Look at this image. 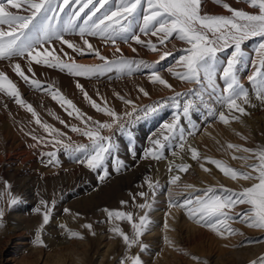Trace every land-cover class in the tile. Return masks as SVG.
<instances>
[{
	"label": "bare ground",
	"instance_id": "obj_1",
	"mask_svg": "<svg viewBox=\"0 0 264 264\" xmlns=\"http://www.w3.org/2000/svg\"><path fill=\"white\" fill-rule=\"evenodd\" d=\"M260 42V38H254L242 49L244 57L237 69V79L247 90H249V76L258 65L256 49ZM93 45L99 50L108 52L107 49H100L103 47L100 43L93 42ZM231 51L232 49L229 48L220 56L226 57ZM67 52L69 51L66 48L58 50L61 58L66 57L64 53ZM14 63H20L25 73L32 76L31 73H27L28 61L22 57H14L11 61L0 60V71L5 72L16 83L24 101L32 100L37 114L46 120H52L53 116H61L55 104L42 95L45 91L44 87L36 89L39 90L38 94L35 91L26 90L30 84L25 83L12 71L10 65ZM31 67L35 73L32 78L50 81L61 89L63 94L65 93L77 104H82L84 99L82 101L74 96L77 89L76 80L72 81L41 65L33 63ZM182 72L172 73L174 81L169 90L149 88L150 97L162 98L173 94L174 91L185 89L176 76V73ZM78 82L89 94L85 82ZM217 84L219 87L215 93L211 89L205 90L206 85H201L202 87L199 88L203 93L205 102L203 104L206 105V110L194 111L192 142H188V138L184 140V143L190 145L189 148L198 150L201 159L193 160L189 148L181 149L180 143L176 140L166 146V156L159 160L158 165L148 159L138 161L133 154L125 151L119 156L125 161L127 171L118 176L116 158L113 161L108 160L109 176L103 182L99 179V176L103 175L102 171L99 170L97 176L96 172L94 174L92 170L80 163L84 159V154H68L67 152L62 155L53 150L58 164L49 163L47 154L51 152L48 148L51 139L48 134L35 123L32 115L25 108L16 104L7 95L0 93V192H5L4 183L7 182L11 186V195L17 197L19 201L11 207L4 201H0V207L5 210L2 226H0V264H121L127 257L137 255L140 256L143 264H197V261L192 259L193 256L201 262L206 261L207 264H251L252 261L264 257V230L250 228L240 223L239 217L235 215L246 210L247 205H238L230 213L235 221L230 222V226L236 230L237 234L229 235L227 239L216 236L207 227L195 224L188 218L183 208H169L170 201L175 203L194 198L209 186L214 187L218 192L221 187L240 191L253 183L243 180L233 181L225 177L214 165L206 162L219 160L233 169L248 170L243 160L232 157L250 154L227 149V144L250 149L264 148V106L253 109L250 115L243 117L240 122L232 121L229 125H224L219 120V113H225L229 119L231 117L219 99L224 83L219 80L218 74ZM95 86L97 85L93 84V87ZM194 86L192 84L191 88ZM104 90L105 88H101L93 91H98L94 99L101 104H104L105 97L109 94ZM248 92L251 102L254 103V88ZM188 93L192 94V91ZM99 94L102 96L101 101L97 97ZM91 95L93 97V94ZM195 98L187 95L183 101L185 104L198 103L202 99L196 102ZM150 100L145 99L142 103L145 104ZM83 103L86 104V102ZM111 103L113 104L112 101ZM115 105L109 102L108 107L113 106V109L121 111L120 113L129 110L125 106L115 108ZM46 106L50 107L53 116L47 118L44 112ZM85 106L82 107L88 109ZM82 113L86 114L83 111ZM166 119L168 120L166 124L173 122L170 116ZM159 121H157L158 125ZM147 127L149 126H146L143 134L148 132ZM33 135L45 142L38 144L31 138ZM241 136L246 137V140L241 139ZM73 137L78 139L77 136ZM166 159L168 162L176 161L178 164L176 169L182 164H188L190 168L186 173L172 172L169 170ZM254 162H256L254 159L248 161V163ZM201 164L210 171H203ZM174 175L181 177L176 185L170 184ZM149 180L156 185L154 195L153 190L148 187ZM185 185H193L200 192L188 189ZM140 193H145V196L141 197ZM41 200L46 201L50 206L52 201H55L50 223L44 227V231L57 237L64 233L77 232L84 239L70 238L61 247L46 242H44L46 247L37 246L34 232L42 223ZM122 201L126 203L122 204ZM141 204H150L151 208L142 210L139 207ZM37 208L41 209V213L36 211ZM64 209H69L70 213H65ZM104 209L130 212L137 222L141 215L147 213L150 224L141 237L142 243L147 245V248L143 252L138 246L128 249L122 238L110 229L119 226L122 231L131 236L133 233L131 224L126 220L110 221ZM165 222L169 226L167 230L164 227ZM13 224H17V227L13 228ZM85 224L92 225L91 231L84 227ZM61 225L65 228H61ZM165 236L173 242L174 247L165 243ZM185 252L188 255H185ZM127 264L131 262L127 261Z\"/></svg>",
	"mask_w": 264,
	"mask_h": 264
},
{
	"label": "snow or ice",
	"instance_id": "obj_2",
	"mask_svg": "<svg viewBox=\"0 0 264 264\" xmlns=\"http://www.w3.org/2000/svg\"><path fill=\"white\" fill-rule=\"evenodd\" d=\"M214 3L230 15H213L202 12V0H0V60L11 61L14 57L25 58L29 64L27 73H31L32 76L30 77L25 73L20 63L11 64L12 71L25 83L36 89H42L41 82L32 78L35 76L31 67L33 63L66 71L75 77H91L113 70L120 73L127 70L130 73L134 64L146 68L152 67L145 64L143 60L136 62L122 58L118 46H116L115 51L121 53V57L109 60L98 49L93 48L86 38L87 36L100 37L113 45L116 44L117 37L122 36L125 41L130 37L136 44L146 45L152 52L160 51L158 45L166 47V42L174 37L187 45L176 60L177 65L185 70L182 73H176L177 78L197 85H206L205 90L211 89L215 93L219 87L217 84V74L219 73V79L224 83L219 99L226 106L231 117L229 119V116L221 112L219 113V120L224 125H229L232 121L240 122L243 117L250 115L246 110V106L253 108L257 106L251 102L248 90L237 79V66L242 63L244 57L242 44L256 37L261 40L256 49L259 59L253 74L249 76V81L255 90V99L261 105H264V0H244V3L253 10L252 12L233 8L225 0H214ZM72 5L77 7L72 8ZM86 9L88 11L85 14ZM102 9L103 12H101ZM66 10H69L67 19L62 22V16ZM98 13L101 14L98 16ZM82 14H85V18L83 26L79 27V36L83 43L77 45L65 39L64 33L72 32L78 27L77 21L80 20ZM138 17L142 20L139 28L140 33L157 37L158 43H154L151 39L142 40L139 35L132 34L133 25ZM54 40L59 41L62 46L66 45L67 48L79 55H84L86 51L94 53L95 57L103 63L94 66L82 65L76 63L73 57L68 56L67 53H64L67 59H62L56 53L55 48L52 47ZM229 48L232 51L228 58L221 60L218 53ZM132 51L135 52L136 49L133 48ZM170 55L172 53L165 51L160 55V60L163 61ZM150 80L152 83H158L165 88H172L156 71L151 72ZM53 88L54 86L50 85L44 90L61 107L65 108L69 116L75 114V118L84 124V128L72 126L70 130L81 134L90 141L89 146L81 145L73 151L84 153V159L80 161L81 164L92 171L100 170L103 172V175L99 176L100 181L103 182L109 176V170L104 167L105 160L111 154L114 146L111 138L102 135L101 130H110L113 124L120 121V115L115 110L107 107L106 101L104 107L97 104L78 81L76 88L83 94L84 99L97 112H102L110 117L111 123L93 121L91 117H87L86 114L82 113L72 100L66 98L58 89L53 90ZM139 91L144 96L149 95L143 88H140ZM0 93L13 98L16 104L25 108L32 115L35 123L42 127L44 132L52 138V143L62 145L65 149L69 148V145L63 144L61 139L65 133L43 123L33 106L24 101L16 83L3 71H0ZM176 95L181 94L177 93ZM117 96L124 104H133L131 100H127L119 94ZM192 107V102L184 105L183 113L185 116H188ZM149 110L154 109H146L145 111ZM126 115L130 116L132 113H126ZM178 121L179 117L172 123L165 124L164 128L168 133H174ZM60 123L64 124L65 127H69L62 120ZM31 138L37 141L38 144L45 142L35 135ZM180 138L181 140L184 139L183 129H180ZM165 139H168V136H165ZM241 139L246 140V137L241 136ZM153 143L156 147L145 153L146 159L149 157L160 159V154L156 149H163L164 144L158 139ZM180 147L183 149L184 145L181 144ZM227 149L250 154L249 156L232 157L233 159L243 160L248 170L233 169L219 160H207L206 162L214 165L225 177L233 181H252L253 183L250 186L244 187L240 191L221 187L219 192L214 187L209 186L200 192L193 185H185L186 188L193 189L200 192V194L194 198L185 199L183 202H169L170 209L173 207L183 208L188 218L195 224L200 227H207L222 239L237 234L236 230L230 226V222H235L230 213L238 205L248 206L246 210L235 214L239 217L240 223L250 228L264 230V148L250 149L228 143ZM189 151L193 160L201 159L197 149L189 148ZM47 155L49 156V163L58 164L54 152ZM250 159H254L256 162L248 163ZM118 164L123 167V162L118 161ZM189 168L190 165L182 164L177 171L186 173ZM201 168L205 172L210 171L203 164H201ZM116 170L119 171L120 168L118 167ZM169 170L172 171L171 168ZM180 179L179 175H174L170 180V184L176 185ZM148 187L153 190L154 195L156 185L149 180ZM10 188L11 186L5 182V192H0V201H4L9 207L19 202L17 197L11 195ZM140 196L144 197L145 193H140ZM121 203L126 202L122 201ZM40 204L43 206L42 223L36 232L35 243L39 247H46L44 240L41 238V233L44 227L50 223L55 201H52L51 206L44 200H41ZM139 207L144 210L146 208L150 209L151 205L141 204ZM36 211L41 213L40 208H37ZM64 211L70 213L69 209H64ZM104 211L110 221L113 219L126 220L131 224L133 229L131 236L122 231L119 226L110 229L115 235L122 238L128 249L138 246L140 251L143 252L147 248V245L141 241V237L150 224L147 213L141 215L137 222L130 212L108 209H104ZM4 215L5 210L0 207V226H2ZM84 227L89 231L92 229L91 224H85ZM164 227L166 230L168 229L167 222H165ZM61 228H65V226L61 225ZM69 237L84 239L77 232H69ZM164 239L168 246L174 247L173 242L167 236ZM184 254L188 255L186 252ZM192 259L197 261V264H207L206 261L201 262L195 256ZM127 261H130L131 264H143L138 255L127 257L126 261H122L121 264H127ZM251 264H264V257L252 261Z\"/></svg>",
	"mask_w": 264,
	"mask_h": 264
},
{
	"label": "rangeland",
	"instance_id": "obj_3",
	"mask_svg": "<svg viewBox=\"0 0 264 264\" xmlns=\"http://www.w3.org/2000/svg\"><path fill=\"white\" fill-rule=\"evenodd\" d=\"M225 2L229 3L230 6H232L233 8H236V9H243V10L249 11V12L253 11L251 8H249L247 6V4L244 3V0H225ZM71 7L75 8L77 6L72 5ZM68 11L69 10H66L65 14H63L62 22H63V20L67 19ZM87 11L88 10L86 9L85 14L87 13ZM103 11L104 10L102 9L101 12H103ZM202 12L208 13V14H213V15H221V14L222 15H230L222 7H220L219 5L214 3V0H202ZM85 14H82L80 20L77 21L78 27L76 29H74L72 32L64 33L65 39H67L70 42H73L77 45H82L83 42H82L81 37L79 36V27L83 26V20L85 18ZM100 14L101 13H98L97 15L99 16ZM141 24H142V20L138 17L136 22L133 25L132 34L139 35L142 40L147 41V40L151 39L154 43H158L157 37H151V36H147V35L140 33L139 28H140ZM86 38L92 44L94 49H98V48H95L96 46L93 45V42H96L98 44L100 43L101 44L100 46H103L100 49H102V48L107 49L108 52H104V50H99V49L98 50L100 51V53L103 56L107 57L109 60L115 59L117 57H121V53H122V58H126V59L133 60L136 62L143 60L145 62V64L152 66V67L146 68L144 66H137L136 64H134L132 67V71L130 73L127 70H125V72H123V73H120V72L113 70L111 72L93 75L91 77H75L73 75L68 74L66 71H60V70L55 69V68H48V67L44 66L46 69H48L50 71L52 70V72L58 73L59 75L67 77L72 81L73 80L84 81L86 89H89L88 95L93 100H95L96 102H97V100L94 99V97H95V94L98 93V91H96V92H93V91L97 90V89L105 88L104 92L109 93L108 96L105 97V100L107 102V107H108V104L110 102L111 105L116 104L115 108L120 107V106H125V107L129 108V110H127V112L124 111L123 113H120L121 111L115 110L121 117L120 121L116 124H113V127L110 130L109 129L101 130L102 135L111 138L112 144L114 146L111 154L108 155L106 160H105L104 167L108 168V160L113 161L115 158H116V162H117V166H116L117 168L118 167L120 168L118 161L123 162V164H124L123 168L121 167L120 170L117 172L118 176H119V175H123L127 171L125 161L123 159H120V156H119L121 153H123L125 151L128 152V154H133L134 157H136L138 161H143V160L148 159V160H151L152 162H154L156 165H158L159 160L164 158V156H166V146L169 143L176 140L180 143L179 145L183 144L184 147L189 148L190 145H187L186 143H184V140L186 138H188L187 139L188 142H192L193 136H192L191 131L193 130V125H194V121H195L194 111L199 112V111L206 110V105H204L205 102L203 99V93L199 89L202 86L177 79L178 81H180L179 83H181V85L185 89H181L179 91H174L173 94H169V95L162 97V98L156 97L155 99H152L150 97L151 94L148 91L149 88L154 89L155 87L162 88L164 90H169V88H165L164 86H162L158 83H152L150 80L151 72L156 71L164 80H166L171 85L172 82L174 81V78L172 77L173 76L172 73L178 72V71H185V70H183L182 67L177 66L176 60L182 54V50L185 47H187V45H185L183 42H181L178 39L173 37V38H170L169 41L166 42V47L158 45V47H160V51L152 52L148 49V47L146 45L142 46L140 44H136L135 41L132 40L130 37L127 41H125V39L122 36L117 37L115 45H113L111 42L106 41L100 37L87 36ZM256 38H259V37H256ZM253 40H254V38L247 40L248 42L245 41L242 44V49L250 41H253ZM76 41H78L79 43H77ZM116 46H118L120 48L121 53H116V51H115ZM52 47L55 48L57 54H59L58 53L59 48H66L69 51V52H67L68 56L73 57V59L75 60L76 63L82 64V65L94 66V65H99V64L103 63L102 61H100L99 59H97L95 57L94 53H90V52L86 51L84 55H79L77 53H74L71 49L67 48L66 45L62 46L59 43V41L54 40L52 42ZM133 48L136 49L135 52L132 51ZM165 51L172 53V55L168 56L167 58H165V60L161 61L160 55ZM226 51H228V49H226L223 52H226ZM223 52L218 53V56L221 60H226L230 53H227L226 57H222L220 55L223 54ZM152 57H154V58L151 59ZM62 59H67V57H64ZM157 61H159V63H157ZM240 65L241 64H239L237 66V69L239 68ZM218 77H219V73H218ZM220 81L223 82L222 80H220ZM40 82L44 88H48V86L51 85V86H54L53 90H55V89H58L59 91L61 90L55 84L51 83L50 81L41 80ZM93 84H96L97 86L93 87ZM190 84H191V86H192V84L195 86L193 88H191ZM140 88H143L145 91H147L149 93V95L144 96L143 93H141L139 91ZM248 88H249L248 91L253 90V86L251 83L248 84ZM26 90L28 92L35 91V92H37V94L39 91V90H36V88L34 89V87L31 85L27 86ZM188 91H192L193 95L190 94L191 92L188 93ZM74 93H75L74 96H76L77 99H80L83 101L84 96L80 92L79 89H75ZM177 93H180L181 95L177 96L176 95ZM185 93L187 95L196 97L195 98L196 102H197V100L202 98L201 100L198 101V103L192 102L193 107L190 109L188 116H185L183 113V107L185 105V101H183V98L187 97V95ZM91 94H93V97ZM117 94H119V96H122L127 100H131L133 102V104L132 105L124 104L123 101L121 99H119ZM42 95H44L46 100L55 104V106L58 108L61 116L57 115L54 117L51 114L50 107L46 106L44 109L45 110L44 112H46L47 118L53 116L52 117L53 119L52 120H46V118L40 117L38 115L40 120L42 122H45L48 125H51L52 127L56 128V129H58L59 131L65 133L64 137H62L61 139L63 141V144L69 145V148L65 149L62 145H56V144L52 143L51 140H49V142H50V143H48L49 151H51V152H53V150L55 152L58 151V153H60L62 155L67 154V152H68V154H70V153L71 154H78V155L84 154L83 152L73 151V149H75L81 145L89 146L90 141L86 137L82 136L81 134L72 132L70 130L72 126L84 128V124L81 123V121L79 119L75 118V114H73V116H69L67 114V112L65 111V108L61 107V105L57 101L53 100L51 98V95L47 91H44ZM63 95L66 98L72 100L73 103L80 109L81 112L82 111L85 112L87 116L92 118V120L94 119L93 121H99L101 123H111L112 122L110 117H108L107 115H105L102 112H97L87 100L84 99V101H83V102H86V104H84L82 102V104L79 105V104H77L76 101L69 98V96H67L65 93ZM97 97H99V99H100L99 101H101L102 96L99 94ZM254 98H255V96H254ZM10 99H12V101H14L13 98H10ZM145 99L146 100L151 99V100L149 102L143 104L142 101ZM192 99L193 98L191 97V100ZM111 101L113 102V104L111 103ZM203 102H204V104H203ZM26 103L31 104L34 108L32 100L29 102H26ZM99 103L100 102H97V104H99ZM254 104L257 105L255 108L246 106V110L249 113L252 112L253 109H256L260 106H264V105H261L259 103V101H257L256 99L254 101ZM83 105L84 106L86 105L85 107H88V109H86V108L84 109V107H82ZM99 105L101 107L105 106L104 104H101V103ZM177 105H179V107H177ZM133 106L135 107V110H134ZM113 108L114 107L112 106L111 109H113ZM146 109H154V110L145 111ZM35 111H36V109H35ZM126 113H132V115L126 116ZM168 116H170V119H172L174 117L172 119L173 121L177 117H179L177 129H176L177 132L175 131L174 133H168V131L164 128V125L168 121L166 119V118H168ZM98 117L100 119H98ZM61 120L64 121L65 124H67L69 127H65L64 124H61L60 123ZM157 121H159V125H158ZM147 125L149 126V127H147L148 132L146 134H143L144 130H146ZM180 129H183V135H184L183 140H181V138H180ZM73 136H77L78 139H75ZM165 136H168V139H165ZM49 138L52 139L50 136H49ZM157 139L160 140L162 144H164L163 149H158V148L156 149V151L160 154V159H152L151 157L146 159L145 153L148 152L150 149H154L156 147L154 145L153 141H155ZM168 159H166L167 162H168ZM176 163H177L176 161L168 162V167H169V169L170 168L172 169V172H177L176 167L178 166V164H176ZM92 172H94V174L96 172L95 175L98 176L99 170L92 171ZM12 226H13V228H16L17 224H13ZM36 232H34L35 239H36ZM41 238L44 240V242L52 243V244L54 243L53 245L58 246V247H61V245L63 246L66 242H68L70 240L68 233H64V234L59 235L57 237L56 235H53L51 233L49 234L48 232H46L44 230L41 233Z\"/></svg>",
	"mask_w": 264,
	"mask_h": 264
}]
</instances>
